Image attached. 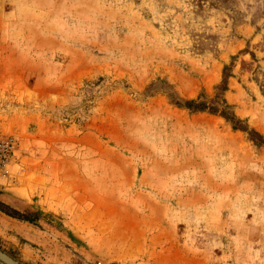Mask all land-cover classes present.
<instances>
[{
    "label": "rangeland",
    "instance_id": "rangeland-1",
    "mask_svg": "<svg viewBox=\"0 0 264 264\" xmlns=\"http://www.w3.org/2000/svg\"><path fill=\"white\" fill-rule=\"evenodd\" d=\"M184 100L264 138V0H0V251L264 264V144Z\"/></svg>",
    "mask_w": 264,
    "mask_h": 264
},
{
    "label": "trees",
    "instance_id": "trees-1",
    "mask_svg": "<svg viewBox=\"0 0 264 264\" xmlns=\"http://www.w3.org/2000/svg\"><path fill=\"white\" fill-rule=\"evenodd\" d=\"M219 90L222 89V86L218 88ZM218 104V103H216ZM179 108H184L186 110H189L191 112H204L207 111L211 114H218L219 116L223 117L225 120L231 122L233 124L234 129H238L240 131H243L248 134L249 139L258 144L263 145L264 144V138L262 135L258 134L257 132L253 130H248L247 127H244L241 124V121L239 119H236L235 117H231L229 113L226 110V107H223L222 109H219L218 105H212L209 106L205 102L197 101V100H184L182 103H175ZM8 216L20 220V217H16L13 215H10L8 213H5Z\"/></svg>",
    "mask_w": 264,
    "mask_h": 264
},
{
    "label": "built area",
    "instance_id": "built-area-1",
    "mask_svg": "<svg viewBox=\"0 0 264 264\" xmlns=\"http://www.w3.org/2000/svg\"><path fill=\"white\" fill-rule=\"evenodd\" d=\"M17 142L11 136L0 134V175H5L8 165L14 160ZM100 264V263H99Z\"/></svg>",
    "mask_w": 264,
    "mask_h": 264
},
{
    "label": "water",
    "instance_id": "water-1",
    "mask_svg": "<svg viewBox=\"0 0 264 264\" xmlns=\"http://www.w3.org/2000/svg\"><path fill=\"white\" fill-rule=\"evenodd\" d=\"M0 262V264H19L2 251H0Z\"/></svg>",
    "mask_w": 264,
    "mask_h": 264
},
{
    "label": "crops",
    "instance_id": "crops-1",
    "mask_svg": "<svg viewBox=\"0 0 264 264\" xmlns=\"http://www.w3.org/2000/svg\"><path fill=\"white\" fill-rule=\"evenodd\" d=\"M3 222H7L4 218H0Z\"/></svg>",
    "mask_w": 264,
    "mask_h": 264
}]
</instances>
